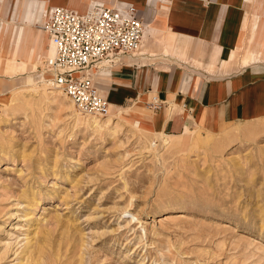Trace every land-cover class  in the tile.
<instances>
[{
  "label": "rangeland",
  "instance_id": "obj_1",
  "mask_svg": "<svg viewBox=\"0 0 264 264\" xmlns=\"http://www.w3.org/2000/svg\"><path fill=\"white\" fill-rule=\"evenodd\" d=\"M244 14L228 66L260 52L264 11ZM44 54L0 67V264H264V114L174 136L85 114Z\"/></svg>",
  "mask_w": 264,
  "mask_h": 264
},
{
  "label": "crops",
  "instance_id": "obj_2",
  "mask_svg": "<svg viewBox=\"0 0 264 264\" xmlns=\"http://www.w3.org/2000/svg\"><path fill=\"white\" fill-rule=\"evenodd\" d=\"M122 1L149 29L133 54L92 72L108 111L130 110L143 126L169 136L187 126L220 131L264 114V65L249 64L262 54L264 38L253 61L228 66L246 0H0V67L4 58L29 65L49 49L37 24L47 5L83 11ZM259 7L264 11V0H256Z\"/></svg>",
  "mask_w": 264,
  "mask_h": 264
},
{
  "label": "built area",
  "instance_id": "obj_3",
  "mask_svg": "<svg viewBox=\"0 0 264 264\" xmlns=\"http://www.w3.org/2000/svg\"><path fill=\"white\" fill-rule=\"evenodd\" d=\"M37 24L52 46L40 60L39 78L57 86L80 112L107 113L89 69L100 60L113 64L139 44L145 23L133 4L91 3L83 11L47 5Z\"/></svg>",
  "mask_w": 264,
  "mask_h": 264
},
{
  "label": "bare ground",
  "instance_id": "obj_4",
  "mask_svg": "<svg viewBox=\"0 0 264 264\" xmlns=\"http://www.w3.org/2000/svg\"><path fill=\"white\" fill-rule=\"evenodd\" d=\"M148 29H149V27H146V25L144 26V28H143V32H142V36H141V39H140V41H139V44L136 46V48H135V50H134V52L143 44V42L145 41V38H146V35H147V32H148ZM49 44H50V42H49ZM51 48H52V46H51V44H50V47H49V50L51 51ZM49 51V52H50ZM134 52H130L131 54H133ZM129 53V54H130ZM261 55V54H260ZM110 65L111 64H109V63H107L106 61H104V60H100V61H98L96 64H94V65H92V66H90V69H89V71H90V74L92 75V72L93 71H100L102 68H99V66H103V67H110ZM54 87V86H53ZM120 113H118L117 115H119ZM102 115H104V114H102ZM110 114H107L106 116H109ZM92 116H95V115H92ZM111 117H107V121H111V119H110ZM115 123V122H114ZM191 132V129H189V127L187 126L186 127V134H189ZM171 140V139H170ZM170 140H168V141H170ZM211 141H213L212 139H210ZM164 142L166 141V140H163ZM214 142V141H213ZM191 143L193 144V145H203V146H211V143H209V142H205V141H203V140H200L199 139V137H197L196 135L193 137V135H192V141H191ZM215 143V142H214ZM166 144H167V142H166ZM213 145V144H212ZM192 146V145H191ZM170 148H171V146H170ZM211 148V147H210ZM29 251V250H28ZM264 251V250H263Z\"/></svg>",
  "mask_w": 264,
  "mask_h": 264
}]
</instances>
